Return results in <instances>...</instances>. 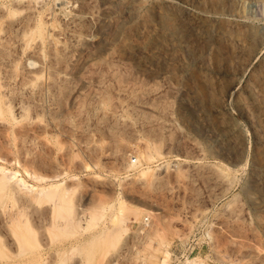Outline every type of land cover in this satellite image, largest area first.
<instances>
[{
    "label": "rangeland",
    "instance_id": "obj_1",
    "mask_svg": "<svg viewBox=\"0 0 264 264\" xmlns=\"http://www.w3.org/2000/svg\"><path fill=\"white\" fill-rule=\"evenodd\" d=\"M2 1L0 98L24 120L0 118V163L65 178L74 211L29 207L42 261L8 264H264V0ZM147 143L152 170L125 171Z\"/></svg>",
    "mask_w": 264,
    "mask_h": 264
},
{
    "label": "bare ground",
    "instance_id": "obj_2",
    "mask_svg": "<svg viewBox=\"0 0 264 264\" xmlns=\"http://www.w3.org/2000/svg\"><path fill=\"white\" fill-rule=\"evenodd\" d=\"M16 1L21 2L22 0H15V3H16ZM32 1L38 2L39 0H32ZM11 4H12V2H11ZM16 4L18 5V2ZM0 5L8 8V13L10 15H14L15 13L18 12L17 8H15L16 6H14V8L9 7L10 5L8 6L2 0H0ZM36 36L38 38H42V36H43V28H42L41 23L35 25V27L32 29V31L28 34L27 40H33ZM41 75L42 74H39L36 71V75H35V77L33 76V78L35 80L40 79ZM0 118L4 119L5 121H7V123H9L11 125V132L12 133L19 132L18 131L19 128L18 129L14 128V125H18L21 122V120L23 119L22 116H20V118L18 116L16 117L14 115V113H12V107L10 104L7 105L6 107H4L3 104L1 103V98H0ZM20 131H21V129H20ZM9 153H10V151H9ZM131 153L132 152L127 153L129 155V158H128L129 162H128V168L125 171L129 170V168H134V171L136 170L140 175H142V177L145 175L147 176L148 173L152 170V167L150 164L156 158L155 155L157 157L161 156L159 154L158 150L153 145L148 144V143L146 144L144 150H141L140 152L136 153V156H134V158H133V156H130ZM1 161L6 162V159L4 160V158L2 157V158H0V162ZM15 163H16V165L20 166L19 165L20 164L19 159H15ZM97 166L98 165H96V164H89L86 167V171L93 172L97 175V172H98ZM22 172L23 173H21L19 170L8 169L7 167H5L4 165H2L0 163V205H1V207H5V204L7 202L12 203V204L17 203L16 208L18 209V212L15 211V214L16 213L17 214L15 216H12L13 218L11 217L12 218L11 223L12 222L15 223V221L20 222L19 225L17 226L18 229L15 227L18 231L14 228L15 231L18 232V235L16 233L17 236H15V234H14V237H16V240L13 243H15L14 245L16 246L17 252L13 256H10V255L6 256L4 254L3 249H5L4 246H6L5 242H4V241H6V238L4 240L2 237V234H1L2 233L1 232L2 226L0 225V264L3 263V261H5L7 264L8 263H15V262L16 263L17 262H19V263H21V262L22 263L23 262H36V263L40 262L41 258L38 255L40 244L36 241L37 235H39V234H37L35 229H34V228H36L35 227L36 221L40 217L36 216V218L35 217L31 218L32 215L27 210L29 207L31 209L33 207H34V209H37L38 206H40L46 202H48V203L50 202L51 209H49V210L51 212H53V213L50 212L51 214H53V216L62 215L63 213L70 214V213L74 212L72 210V207H71L70 202H69L70 201L69 200L70 195L72 194V190H70L69 188L68 189L62 188L63 185H65V178H63V177L60 178L59 177L60 175H57V174H55V176H50V177H48V176L42 177L39 175L40 176L39 177L35 173H32V174H35V176H36L35 177L34 175L28 173L29 171H27V169L26 170L24 169ZM26 177L35 180L36 184H33L34 182L32 184H29ZM112 179H117V175H114L112 177ZM117 202L119 204L117 210H118V212H121L122 206H124L123 204L125 203L124 199L121 197H118ZM31 206H33V207H31ZM112 208H111V205L108 207L109 210H113ZM34 209H32V211ZM25 210L28 211V214H27L28 216L23 215V213L26 214ZM140 212H141V210L135 211L134 212L135 217ZM146 212L152 213V211H150V210H147ZM19 216L21 217V219ZM22 217H24V218H22ZM76 223H78L77 219H76ZM124 223H121V225L118 228H116V230L109 229L105 232L106 235H105L104 240H105L106 246H107L105 248V250L108 251V249H113L115 243L118 241L121 234H123L125 232L126 226L124 225ZM38 241H39V239H38ZM36 242H37V244H34ZM11 244H12V242H11ZM95 251L96 250L93 247H90L89 249L86 250L85 258L87 261L93 257ZM69 252H72V251L68 250V249L61 250L60 259L61 258L63 259V257L66 254H68ZM164 255H165L164 257H166L168 255V252L165 251ZM191 260L188 261L187 263H190ZM41 261H42V259H41ZM164 262H165V258L163 259L162 263H164Z\"/></svg>",
    "mask_w": 264,
    "mask_h": 264
},
{
    "label": "built area",
    "instance_id": "obj_3",
    "mask_svg": "<svg viewBox=\"0 0 264 264\" xmlns=\"http://www.w3.org/2000/svg\"><path fill=\"white\" fill-rule=\"evenodd\" d=\"M145 220L147 221V218H145Z\"/></svg>",
    "mask_w": 264,
    "mask_h": 264
}]
</instances>
